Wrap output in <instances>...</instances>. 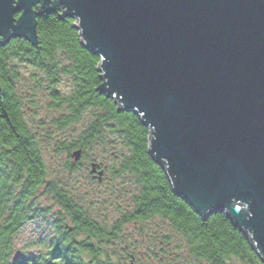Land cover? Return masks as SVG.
Wrapping results in <instances>:
<instances>
[{"label":"water","instance_id":"water-1","mask_svg":"<svg viewBox=\"0 0 264 264\" xmlns=\"http://www.w3.org/2000/svg\"><path fill=\"white\" fill-rule=\"evenodd\" d=\"M57 13L101 58L99 93L149 128L176 194L264 259V0H0V46H36L37 17Z\"/></svg>","mask_w":264,"mask_h":264},{"label":"trees","instance_id":"trees-1","mask_svg":"<svg viewBox=\"0 0 264 264\" xmlns=\"http://www.w3.org/2000/svg\"><path fill=\"white\" fill-rule=\"evenodd\" d=\"M36 22V46L24 38L0 46V264H19L12 260L16 236L28 223L51 213L37 203L40 193L52 199L58 213L46 253L28 259L29 264H134V255L124 250L117 255L109 248L123 227L153 219L171 232L160 242L168 247L176 242L170 258L184 248V259L193 264H264L226 214L215 211L203 218L176 194L172 177L149 153V128L97 90L101 58L84 45L77 20L57 13L38 16ZM25 66L35 72L27 77L32 86L24 90L35 98L43 94L46 106L57 113L51 119L53 129L76 133L84 115H92L77 136L55 141V152L68 155L70 172L82 160L91 163L86 152L106 145L108 137L113 148H120L112 155L115 165L94 162L99 169L105 167L101 181L109 174L125 176L135 188L127 212L111 225L94 218L63 185L48 179L41 143L26 117L21 89ZM62 80L70 85L67 93L57 89ZM77 150L80 161L72 157ZM160 257L165 260L167 254Z\"/></svg>","mask_w":264,"mask_h":264},{"label":"rangeland","instance_id":"rangeland-1","mask_svg":"<svg viewBox=\"0 0 264 264\" xmlns=\"http://www.w3.org/2000/svg\"><path fill=\"white\" fill-rule=\"evenodd\" d=\"M22 72L25 74L22 84L24 88L21 89H23L22 95L25 99L26 117L41 143L44 161L48 170V179L63 185L70 195L85 209H89L97 220L108 225L118 221L123 213L127 212L132 198L131 195L135 191V188L128 183V178H125V176L113 178L109 174L105 175L104 179L99 182L96 177V179L90 178V161L87 162L86 160H82L77 166L78 168L70 172L67 169L68 155L65 152H55V141L65 137L72 139L75 135L77 136L80 130L90 122L92 115L89 112L84 115L83 120L75 128L76 133L71 132V129H53L51 119L56 118L57 113L46 106L42 93L35 98L26 92V88L32 86L27 77L33 74L35 70L25 66L22 68ZM69 86L67 81L62 80L59 82L57 89L67 93L70 89ZM31 102L35 103L34 108L29 107ZM109 140L108 137L106 145L99 146L96 144L98 146H95L93 150L87 151L86 158H89V160L95 159L96 162L103 165H115L112 155L115 152L114 149L120 151V148H113L109 144ZM36 201L43 207H49L51 213L41 220L28 223L16 236L12 260L17 261L19 264H29L28 259L46 253L54 236L53 220L58 213V208L51 198L41 195V193L37 196ZM170 233V230L166 229L160 219L131 223L122 228L116 245L114 244L109 249L117 255L121 254L123 250L127 256L134 255V264H172L168 262L176 260L178 257L176 264H193L190 262L191 260L186 261L184 259V248H179V252L170 258V253L173 254L175 250L172 245L176 242H173L171 247L160 242L162 237L169 236ZM172 240L174 241L173 236ZM162 252L167 254L165 260L160 257L163 254Z\"/></svg>","mask_w":264,"mask_h":264},{"label":"flooded vegetation","instance_id":"flooded-vegetation-1","mask_svg":"<svg viewBox=\"0 0 264 264\" xmlns=\"http://www.w3.org/2000/svg\"><path fill=\"white\" fill-rule=\"evenodd\" d=\"M95 162V160L94 159H91V163H90V165L92 164V163H94ZM99 164V163H98ZM103 169H105V167L103 168ZM102 168H100L99 169V166L97 167V169L91 174V169H90V171H89V173H90V177L92 178V179H96L97 178V174L100 172V171H104ZM96 177V178H95Z\"/></svg>","mask_w":264,"mask_h":264}]
</instances>
